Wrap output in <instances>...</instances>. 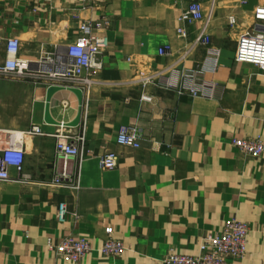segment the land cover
<instances>
[{
    "label": "crops",
    "instance_id": "crops-1",
    "mask_svg": "<svg viewBox=\"0 0 264 264\" xmlns=\"http://www.w3.org/2000/svg\"><path fill=\"white\" fill-rule=\"evenodd\" d=\"M191 2L210 13V46L219 52V66L201 75L205 94L197 97L144 81L205 60L204 46L181 54L202 26L177 22ZM256 7L264 0H0V37L18 38L20 57L28 61L37 60L40 48L73 41L81 21L109 23L103 69L83 94L79 125L67 129L84 138L80 158L64 163L56 155L59 126L43 122V86L0 81V130L22 138L29 178L0 182V264H68L53 250L67 237L91 244L79 264H162L172 253L198 255L200 241L230 219L246 223L248 236L245 256L228 264H264V153L247 157L231 144L236 138L264 144V74L234 60ZM230 16L237 20L232 29ZM180 26L185 36L177 34ZM163 47L172 57L158 55ZM77 111L72 93L53 96L57 122L70 123ZM33 125L39 135L26 134ZM121 126L140 131L138 149L116 144ZM107 151L117 155L109 171L99 167ZM62 174L63 186H51ZM61 204L63 222L57 220ZM108 227L123 244L118 257L99 252Z\"/></svg>",
    "mask_w": 264,
    "mask_h": 264
},
{
    "label": "built area",
    "instance_id": "built-area-1",
    "mask_svg": "<svg viewBox=\"0 0 264 264\" xmlns=\"http://www.w3.org/2000/svg\"><path fill=\"white\" fill-rule=\"evenodd\" d=\"M51 2L52 0H42ZM210 13H205L200 2H191L177 17V22L184 26L201 23L202 26L194 41L187 43L181 52L185 58L198 46L207 47L205 60L196 64L192 70L170 69L148 77L144 81L154 83L162 89L169 90L178 96L197 97L204 95L201 91L205 72H215L218 68V50L211 47L207 25ZM252 29L241 34L236 42L234 60L237 63L252 65L264 74V7H256L252 12ZM109 23L106 19L84 20L78 23L73 41L52 51L40 48L37 60L28 61L20 57L21 41L16 37H0V81L9 83H30L43 86L45 89L56 86L60 88L79 89L82 94H89L93 85V77L103 69L102 55L109 47L105 34ZM232 29L237 25L234 16L228 18ZM185 36L183 27L176 30ZM159 56L172 57L169 47L158 50ZM206 96H211V92ZM54 135L55 153L65 162L71 158H80L84 138L70 133L61 122ZM41 130L33 125L27 135H39ZM140 131L137 128L121 126L116 134L115 142L119 146L138 149L140 147ZM231 144L239 153L252 158H259L264 153V144L258 138H236ZM23 141L13 140L10 133L0 130V182H26L29 178L23 174ZM117 166V155L107 151L100 156L99 167L109 171ZM15 172V176L10 175ZM65 174L56 176L51 186L62 187ZM67 209L59 205L57 220L63 222ZM106 239L99 252L104 257H118L124 250L122 242L112 237L111 227L104 230ZM247 224L237 219L225 222L221 231L206 235L199 244L198 255L170 254L162 264H228L229 260L241 259L247 253ZM51 246V245H50ZM52 248V247H50ZM57 257L68 264H79L91 252L92 247L86 238H64L53 248Z\"/></svg>",
    "mask_w": 264,
    "mask_h": 264
},
{
    "label": "water",
    "instance_id": "water-1",
    "mask_svg": "<svg viewBox=\"0 0 264 264\" xmlns=\"http://www.w3.org/2000/svg\"><path fill=\"white\" fill-rule=\"evenodd\" d=\"M61 91H68V92L72 93L77 99L78 111H77L76 117L70 123H64L63 124L66 128H76L80 122L81 108H82V102H83V94L79 89H75V88H69V89L65 90L64 88L51 86V87L46 89L45 99H44L43 122L46 125H50V126L62 125L60 122H57L56 120H54L53 117L51 116V113H50L51 100L55 94H57Z\"/></svg>",
    "mask_w": 264,
    "mask_h": 264
},
{
    "label": "rangeland",
    "instance_id": "rangeland-1",
    "mask_svg": "<svg viewBox=\"0 0 264 264\" xmlns=\"http://www.w3.org/2000/svg\"><path fill=\"white\" fill-rule=\"evenodd\" d=\"M26 117H24L23 119H25ZM19 126H26V120L24 121V123H21Z\"/></svg>",
    "mask_w": 264,
    "mask_h": 264
}]
</instances>
